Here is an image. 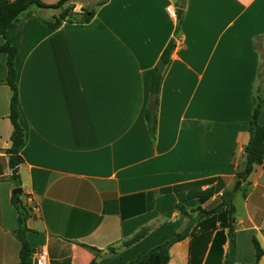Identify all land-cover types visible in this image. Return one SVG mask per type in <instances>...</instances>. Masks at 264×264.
I'll return each instance as SVG.
<instances>
[{"label":"crops","instance_id":"1","mask_svg":"<svg viewBox=\"0 0 264 264\" xmlns=\"http://www.w3.org/2000/svg\"><path fill=\"white\" fill-rule=\"evenodd\" d=\"M91 2L89 22L65 20L54 28L48 22L61 9L50 8V19L40 14L48 7L32 6L8 32L18 48L25 144L17 176L31 208L33 262L44 247L48 264H128L187 229L170 248V264H224L229 215L215 207L232 191L233 264H254V237L264 250V161L246 181L237 172L246 165L259 92L264 0ZM86 3L65 6L80 14ZM169 5L181 13L169 14ZM171 42L151 135L145 110L152 72ZM7 73L0 51V264H17ZM211 177L215 194L203 203L186 191H161Z\"/></svg>","mask_w":264,"mask_h":264},{"label":"trees","instance_id":"2","mask_svg":"<svg viewBox=\"0 0 264 264\" xmlns=\"http://www.w3.org/2000/svg\"><path fill=\"white\" fill-rule=\"evenodd\" d=\"M71 0H60L56 4H46L42 0H0V34L4 37L5 41L0 45V51L7 55V84L10 86L12 96L10 100V113L9 118L13 125V132L11 135L12 145L8 149L10 155V165L12 168L20 165L23 162L21 156L22 147L25 144V129L20 123V95L18 85V70L16 67V57L18 54V48L12 44L9 37V30L17 26L21 20V15L30 9L32 6L59 8L61 9L59 15L55 16L52 21L48 22L51 27H59L67 20L69 22H89L94 16V11L89 9H83L80 14L74 13V5L65 6V3ZM175 48V43H169L162 53L160 62L153 69L150 94L158 95L161 89L162 76L165 66L168 64L171 58V54ZM256 106L252 113V117L249 123L250 140L245 148L246 153V165L242 171L237 172V176L240 181H246L252 173L256 164H262L264 161V121L260 123L259 118L262 113V107L264 103L263 95L258 92L256 94ZM158 99L150 102L145 110V119L148 123L149 131L151 135L156 133L157 129V113H158ZM216 177L201 179L197 181L186 182L170 187L161 189L163 193L172 191H186L187 198H199L203 203L207 199L211 198L215 194L216 189ZM16 184L20 186L19 177L16 178ZM204 185H210V188L206 194H203L199 187ZM234 193L228 192L221 195V201L215 207V211L223 210L226 208L229 215L228 225L229 228L228 238L230 240V250L227 255V259L224 264H233L235 258V234L234 225L232 224L235 207L233 205ZM14 204L18 210V228L15 231L20 243V260L17 264H33L34 249L31 246L27 233L30 231L27 221L31 217V208L20 197L19 201H15ZM210 212V211H209ZM145 233V230L137 233L129 242L137 241ZM189 234V230L176 233L172 238L154 246L148 252L138 256L128 264H170V248L176 242L184 239ZM221 235V231H218L216 237ZM226 239V238H225ZM254 246L256 249V261L254 264H259L260 259L264 254V250L260 246L258 240L253 238ZM91 264H96L93 260Z\"/></svg>","mask_w":264,"mask_h":264},{"label":"rangeland","instance_id":"3","mask_svg":"<svg viewBox=\"0 0 264 264\" xmlns=\"http://www.w3.org/2000/svg\"><path fill=\"white\" fill-rule=\"evenodd\" d=\"M80 1V0H79ZM83 1V0H81ZM87 1V9H91V7L93 6L92 3H88V1H93V0H86ZM97 1V0H94ZM40 14H42L44 17L47 18H52L51 16V12L53 11L52 9H48L47 11L45 10H40ZM257 45H258V49H259V53H260V57H261V66H260V72H259V78H258V84L257 86H259V92L263 95L264 93V35L262 37H260V39H258L257 41ZM14 182H16L15 180H13ZM22 199L24 200V198L22 197ZM25 202V200H24Z\"/></svg>","mask_w":264,"mask_h":264},{"label":"built area","instance_id":"4","mask_svg":"<svg viewBox=\"0 0 264 264\" xmlns=\"http://www.w3.org/2000/svg\"><path fill=\"white\" fill-rule=\"evenodd\" d=\"M167 11L174 17L178 16L177 9L171 5L167 7ZM49 252L46 248L42 247L35 252L34 264H48Z\"/></svg>","mask_w":264,"mask_h":264},{"label":"water","instance_id":"5","mask_svg":"<svg viewBox=\"0 0 264 264\" xmlns=\"http://www.w3.org/2000/svg\"><path fill=\"white\" fill-rule=\"evenodd\" d=\"M178 14H180L181 13V10L179 9L178 11ZM151 101L154 103L155 101H156V95H152V97H151ZM19 169H20V167L19 166H16L14 169H13V171H12V178L15 180L16 178H17V174H18V172H19ZM22 187H20V186H18V187H16L15 189H14V191H13V194H14V199H15V201H19V199H20V196L22 195Z\"/></svg>","mask_w":264,"mask_h":264}]
</instances>
